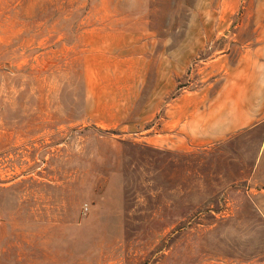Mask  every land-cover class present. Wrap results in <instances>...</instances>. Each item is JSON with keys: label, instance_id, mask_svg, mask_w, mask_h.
<instances>
[{"label": "rangeland", "instance_id": "1", "mask_svg": "<svg viewBox=\"0 0 264 264\" xmlns=\"http://www.w3.org/2000/svg\"><path fill=\"white\" fill-rule=\"evenodd\" d=\"M0 264H264V0H0Z\"/></svg>", "mask_w": 264, "mask_h": 264}]
</instances>
